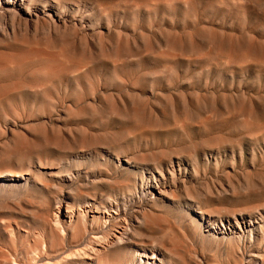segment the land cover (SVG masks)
Returning a JSON list of instances; mask_svg holds the SVG:
<instances>
[{"label": "rangeland", "instance_id": "1", "mask_svg": "<svg viewBox=\"0 0 264 264\" xmlns=\"http://www.w3.org/2000/svg\"><path fill=\"white\" fill-rule=\"evenodd\" d=\"M115 1L103 0L110 4L98 1L104 5L100 6L96 0H62L69 10L75 11L78 5L80 13H76L79 15L76 17L92 27L87 29L81 47L76 43L72 51L60 55V58L57 48L4 51L25 57L24 60L29 62L0 64V151L4 157L0 158L1 166L13 170L17 178H26H20V182L0 191V200L3 199L0 201V227L3 221L15 229L13 242L7 233L1 231L0 242L18 252L34 242L39 236L37 232H41L38 218L42 214L48 216L55 209L58 196H65L64 200L75 211L78 206L82 210L87 209V201L104 202L109 198L108 201L119 203L120 215L127 200L130 202L125 209L130 213L146 212L148 218L139 217V221L159 226V229H150L151 235L181 243L177 253L189 264L196 261L198 255L204 264H264L261 232L252 233L251 249L257 251L259 257L250 255V250L243 256L237 249L239 231L223 236L213 233L215 229L222 230L219 222L217 226L198 222L201 216L208 217L210 213L224 215L264 206V0H135L136 4H133L134 0H128L132 4L127 0ZM124 2L128 4L123 5ZM101 7L107 10H100ZM61 57L65 59L60 61ZM71 63L74 66H70ZM55 66L58 72L53 71ZM49 68L53 69L51 73ZM52 80L53 83L50 82ZM102 101L104 104L100 103ZM128 118L133 127L129 123L126 126ZM16 140L20 141L17 143ZM169 161H173L179 175L174 181L166 171L170 168ZM160 167L166 175L168 191L165 190L161 199L151 202L148 197L144 198L147 191L142 192V189L145 184H153L152 172L156 179L163 181L157 173ZM98 210L101 212L103 208L99 206ZM27 226L30 228L28 233ZM243 237L249 238V235L246 233ZM176 264H181V261H176Z\"/></svg>", "mask_w": 264, "mask_h": 264}, {"label": "bare ground", "instance_id": "2", "mask_svg": "<svg viewBox=\"0 0 264 264\" xmlns=\"http://www.w3.org/2000/svg\"><path fill=\"white\" fill-rule=\"evenodd\" d=\"M64 1V0H63ZM66 1V0H65ZM68 1V0H67ZM70 1V0H69ZM101 2L100 4H104L106 2H103V0H96ZM115 1V0H114ZM128 1V0H127ZM133 1V0H132ZM132 1H128L130 4ZM135 1V0H134ZM136 4V1L134 2ZM186 1V0H185ZM120 2V1H115ZM115 2H112L115 4ZM122 2V1H121ZM157 2V1H156ZM170 2V1H169ZM190 2V1H188ZM244 2V1H243ZM245 2H247L245 0ZM258 2V1H257ZM70 3V2H69ZM68 3V4H69ZM72 3V2H71ZM110 4L109 2H107ZM106 3V4H107ZM117 3V4H118ZM125 3V2H124ZM127 3V2H126ZM123 5H127V4ZM153 3V2H152ZM158 3V2H157ZM161 3V2H160ZM73 4V3H72ZM99 4V3H98ZM99 4V5H100ZM116 4V5H117ZM132 4V3H131ZM143 4V3H141ZM147 4V2H146ZM185 4V3H184ZM187 4V3H186ZM192 4V2H191ZM251 4V3H250ZM70 5V4H69ZM104 6V5H100ZM110 6V5H107ZM115 6V5H114ZM129 6V5H128ZM148 6V5H146ZM119 7V6H117ZM124 7V6H122ZM149 7V6H148ZM147 7V9H148ZM112 8V7H109ZM115 8V7H114ZM113 8V9H114ZM102 7L100 8V10ZM104 10H107L106 8H103ZM102 9V10H103ZM123 8L122 10H124ZM116 10V9H114ZM129 10V9H128ZM189 10V9H188ZM253 10V9H252ZM255 10V9H254ZM76 13H80L79 6H76V10H69V7L66 3L62 2V0H0V64H7V65H14L22 60L25 59V57H17L16 55L8 54L4 51L8 50H14V51H36L38 49H46V48H57L60 54L58 58H60V55H64L69 50L72 51L74 47H76V43H80V47L83 45V38L86 34L87 29H90L92 25L88 24L82 19H78L76 16ZM102 13V12H100ZM105 13H108L105 12ZM154 14V13H153ZM106 14H103L104 16ZM148 15V13H147ZM101 17V16H100ZM150 17V14H149ZM84 18V17H83ZM103 18V17H102ZM105 18H107L105 16ZM117 18V17H115ZM104 19V18H103ZM113 20V19H112ZM100 21V20H99ZM121 22V21H120ZM96 24V23H95ZM98 24V23H97ZM102 24V23H101ZM108 24V22H107ZM109 25V24H108ZM153 27V26H152ZM157 27V26H156ZM204 27V26H203ZM119 28V27H118ZM95 29V26H94ZM99 29V28H98ZM205 29V28H204ZM203 29V30H204ZM158 30V29H157ZM163 30V29H162ZM102 31V30H101ZM88 32V31H87ZM92 32V31H91ZM94 32V30H93ZM92 32V33H93ZM100 31H98L99 33ZM109 32V31H108ZM166 32V31H165ZM164 32V33H165ZM169 32V31H168ZM167 32V33H168ZM118 33V31H117ZM100 34V33H99ZM98 34V35H99ZM107 34V32H106ZM206 34V33H205ZM93 35V34H91ZM118 35V34H117ZM142 35V34H141ZM140 35V36H141ZM181 35V34H180ZM88 36V35H87ZM86 36V37H87ZM248 36V35H247ZM104 37V36H103ZM153 37V36H152ZM169 37V36H168ZM181 39V36H179ZM143 38V37H141ZM154 38V37H153ZM167 38V37H166ZM92 39V37H91ZM90 39V40H91ZM105 39V38H104ZM112 39V38H111ZM110 39V40H111ZM192 39V38H191ZM88 40V39H87ZM86 40V41H87ZM101 40V39H100ZM119 40V39H118ZM128 40V39H127ZM85 41V42H86ZM89 41V40H88ZM98 41V40H97ZM126 41V40H125ZM94 42V41H93ZM181 42V41H180ZM91 43V42H90ZM99 43V42H98ZM189 43V42H188ZM85 44V43H84ZM89 44V43H88ZM107 44V43H106ZM124 44V43H123ZM191 44V43H190ZM111 45V44H110ZM120 45V43H119ZM96 46V45H94ZM128 46V45H127ZM85 47V46H84ZM99 47V46H98ZM97 48V47H96ZM106 48V47H105ZM109 48V47H108ZM116 48V46H115ZM119 48V47H118ZM78 49V48H77ZM87 49V48H86ZM80 50V49H79ZM96 50V49H95ZM57 51V52H58ZM86 52H84L85 54ZM88 53V52H87ZM90 54V52H89ZM66 55V54H65ZM74 55V54H73ZM80 55V53H79ZM86 56V55H85ZM114 56V55H112ZM204 56V55H203ZM44 57V56H43ZM70 57V55H69ZM76 57V56H75ZM79 57V56H78ZM27 58V57H26ZM39 58V57H38ZM47 58V57H46ZM51 58V57H50ZM56 58V56H55ZM53 57V59H55ZM57 58V59H58ZM65 57H61L62 61ZM32 60V57L30 58ZM49 59V58H48ZM77 59V58H76ZM126 59V58H125ZM29 60V59H28ZM68 60V59H67ZM25 61V60H24ZM27 61V60H26ZM25 61V62H26ZM52 61V60H51ZM57 62V60L55 59ZM59 61V59H58ZM59 61V63H60ZM70 61V60H69ZM118 61V60H117ZM29 62V61H27ZM35 62V61H34ZM71 62V61H70ZM78 62V61H77ZM23 63V62H22ZM33 63V62H32ZM68 63V62H67ZM115 63V61H114ZM113 63V64H114ZM31 64V63H30ZM36 64V63H35ZM34 64V65H35ZM47 64V63H46ZM45 64V65H46ZM49 64V63H48ZM58 64V63H57ZM62 64V62H61ZM60 64V65H61ZM74 64V62H73ZM72 63L70 64L73 65ZM80 65V63H79ZM78 65V66H79ZM90 65V63L88 64ZM118 65V64H117ZM116 65V66H117ZM123 65V64H121ZM42 66V65H41ZM54 66V65H53ZM74 66V65H73ZM76 66V65H75ZM120 66V65H119ZM68 67V66H67ZM81 67V66H80ZM88 67V66H85ZM92 67V66H91ZM47 68V67H46ZM52 68V67H51ZM56 66L53 68L55 69ZM84 68V66H82ZM89 68V67H88ZM123 68V67H122ZM50 69V68H49ZM52 69V70H53ZM92 69V68H91ZM114 69V67L112 68ZM126 69V68H125ZM128 69V68H127ZM48 70V69H47ZM50 69V73L52 71ZM57 69L53 70L56 71ZM83 70V69H82ZM81 70V72H82ZM85 70V68H84ZM96 70V69H95ZM124 72V68L122 69ZM94 71V70H93ZM121 71V72H123ZM45 72V70H44ZM58 72V70H57ZM62 72V71H61ZM80 72V70H79ZM80 72V73H81ZM120 72V71H119ZM120 72V73H121ZM146 72V71H145ZM153 72V71H151ZM19 73V72H18ZM49 73V72H48ZM56 73V72H55ZM64 73V72H63ZM69 73V71H68ZM78 73V71H77ZM76 73V74H77ZM147 73V72H146ZM145 73V74H146ZM154 73V72H153ZM66 74V72L64 73ZM75 74V72H74ZM82 74V73H81ZM41 75V74H39ZM60 75V73L58 74ZM57 75V76H58ZM67 75V74H66ZM70 75V74H69ZM78 75V74H77ZM38 76V75H37ZM42 76V75H41ZM46 76V75H45ZM50 79V74L47 75ZM56 77V75H53ZM61 76V75H60ZM71 76V75H70ZM74 76V75H73ZM82 76V75H81ZM116 76V75H115ZM119 76V75H118ZM157 76V75H154ZM40 77V76H39ZM62 77V76H61ZM60 77V79H62ZM144 77V76H143ZM153 77V76H152ZM158 77V76H157ZM42 78V77H41ZM40 78V79H41ZM54 78V77H53ZM67 78V77H66ZM76 78V77H74ZM79 78V77H78ZM159 78V77H158ZM44 79V78H43ZM52 79V78H51ZM56 79V78H55ZM73 79V78H71ZM82 79V78H81ZM114 79V78H113ZM119 79V77L117 78ZM157 79V78H156ZM154 79V81H156ZM47 80V79H46ZM45 80V81H46ZM54 80V79H53ZM53 80L50 81L53 83ZM58 80V79H57ZM74 80V79H73ZM149 80V79H147ZM153 80V79H152ZM17 81V80H16ZM43 81V82H45ZM76 81V80H75ZM152 81V82H154ZM56 82V81H55ZM47 83V82H46ZM58 83V82H57ZM60 83V82H59ZM58 83V84H59ZM36 84L37 80H36ZM42 84V83H41ZM44 84V83H43ZM61 84V83H60ZM40 85V84H39ZM122 85V84H121ZM22 86V85H21ZM24 86V85H23ZM50 87V83L48 85ZM52 86V85H51ZM54 86H56L54 84ZM61 86V85H60ZM100 86V85H99ZM98 86V87H99ZM102 86V85H101ZM46 85L43 87L45 88ZM118 87V86H117ZM122 87L125 89V87L122 85ZM27 88V87H26ZM40 88V87H39ZM38 88V89H39ZM42 88V89H43ZM48 88V87H47ZM103 88V87H102ZM120 88V87H119ZM131 88V87H130ZM24 89V88H23ZM31 89V88H30ZM34 89V88H33ZM41 89V88H40ZM39 89V90H40ZM49 89V88H48ZM94 87L92 88V90ZM111 90V88H109ZM117 88H115L116 90ZM122 89V88H121ZM119 89V90H121ZM122 89V90H124ZM22 90V89H21ZM91 90V91H92ZM140 90V89H139ZM155 90V88H154ZM153 90V91H154ZM37 91V90H36ZM54 91V90H53ZM107 91V90H106ZM134 91V90H133ZM137 91V90H136ZM48 92V90L46 91ZM45 92V93H46ZM51 92V91H49ZM48 92V93H49ZM61 92V90H60ZM103 92V91H102ZM119 92V91H118ZM13 93V92H12ZM55 93V92H54ZM57 93V92H56ZM93 93V92H90ZM35 94V93H34ZM52 94V93H51ZM104 94V93H103ZM101 94L100 96H103ZM107 94V93H106ZM109 94V93H108ZM113 94V93H112ZM152 94V93H151ZM38 95V94H36ZM93 95V94H92ZM118 95V94H117ZM121 95V94H120ZM123 95V94H122ZM128 95V94H127ZM125 95V96H127ZM157 95V94H156ZM16 96V95H15ZM43 96V95H42ZM114 96V94H113ZM161 96V95H160ZM7 97V96H6ZM20 97V96H19ZM18 97V98H19ZM45 97V96H44ZM107 97V96H105ZM104 97V99H105ZM122 97V96H121ZM128 97V96H127ZM134 97V96H133ZM165 98V96H163ZM162 97V98H163ZM17 98V99H18ZM94 97H92L91 100H93ZM98 98V97H97ZM100 98V97H99ZM118 98V97H117ZM138 98V97H137ZM44 99V98H43ZM46 99V98H45ZM79 100V97L77 98ZM110 99V98H109ZM121 99V98H119ZM144 99V98H143ZM172 99V98H171ZM262 99V98H261ZM16 100V99H15ZM76 100V101H78ZM101 100V99H100ZM107 100V98L105 99ZM104 100V101H105ZM112 100V99H111ZM115 100V98H114ZM123 100V99H122ZM126 100V97H125ZM139 100V98H138ZM17 101V100H16ZM60 101V100H59ZM104 101L100 102L104 104ZM124 101V100H123ZM143 101V100H142ZM22 102V101H20ZM50 102V100H49ZM64 102V101H63ZM106 102V101H105ZM108 102V101H107ZM106 102V103H107ZM116 102V101H115ZM145 102V101H144ZM13 103V102H12ZM40 103V101H39ZM79 103V102H77ZM111 103V102H110ZM119 103V102H118ZM122 103V102H121ZM131 103V102H130ZM133 103V102H132ZM136 104V103H135ZM142 104V103H141ZM147 104V103H145ZM7 105V104H6ZM111 105V104H110ZM109 104L107 106H110ZM122 105V104H121ZM139 105V104H138ZM170 105V104H169ZM28 106V105H26ZM99 106V105H98ZM100 105L99 107H101ZM123 106V105H122ZM134 106V105H133ZM131 106V107H133ZM137 106V105H135ZM146 106V105H145ZM263 106V105H262ZM21 107V106H20ZM86 107V106H85ZM116 107V106H114ZM3 108V107H2ZM76 108V107H75ZM124 108V107H123ZM137 108V107H135ZM145 108V107H144ZM9 109V108H8ZM81 109V108H80ZM108 109V108H107ZM111 109V107L109 108ZM122 109V108H121ZM45 110V109H44ZM103 110H106L103 109ZM113 110V109H111ZM124 110V109H123ZM262 110V109H261ZM25 111V110H24ZM53 111V110H52ZM58 111V110H57ZM65 111V109H64ZM101 111V110H100ZM130 111V110H128ZM136 111V110H135ZM18 112V111H16ZM89 112V111H88ZM149 111L148 113H150ZM14 113V112H13ZM69 113V112H68ZM102 113V112H101ZM127 113V111H126ZM263 113V112H262ZM47 114V112H46ZM53 114V113H52ZM58 114V113H56ZM70 114V113H69ZM110 114V113H109ZM12 115V113H11ZM42 116V115H41ZM40 116V117H41ZM57 116V115H56ZM114 118L116 117L113 115ZM113 116L111 117L112 119ZM22 117V116H21ZM43 117V116H42ZM95 117V116H94ZM105 117V115H104ZM130 117V116H129ZM149 117V116H148ZM11 118V117H10ZM23 118V117H22ZM77 118V117H76ZM79 118V117H78ZM97 118V117H96ZM95 118V119H96ZM29 119V118H28ZM41 119V118H39ZM45 119V118H44ZM98 119V118H97ZM116 119V118H115ZM114 119V120H115ZM120 119V118H119ZM132 119V117H131ZM9 120V119H7ZM43 120V119H42ZM61 120V119H60ZM123 120V119H122ZM126 121L128 126L129 118ZM34 121V120H33ZM36 121V120H35ZM38 121V120H37ZM64 121V120H63ZM113 123V120H110ZM109 121V122H110ZM124 121V120H123ZM48 122V120H47ZM99 122V121H98ZM104 122V121H103ZM135 121H133L134 123ZM10 123V122H9ZM32 123V122H31ZM44 123V122H43ZM57 123V122H55ZM97 123V122H96ZM124 123V124H126ZM137 123V121L135 122ZM7 124V123H6ZM12 124V123H11ZM14 124V123H13ZM41 124V123H40ZM59 124V122H58ZM65 124V123H64ZM116 125L117 123L114 122ZM123 124V125H124ZM132 124V122H131ZM17 125V124H16ZM20 125V124H19ZM45 125V124H44ZM63 125V124H62ZM93 125V124H92ZM97 125V124H95ZM107 125V124H106ZM110 125V124H109ZM122 125V126H123ZM130 125V123H129ZM135 125V124H134ZM140 125V124H139ZM182 125V124H181ZM49 126V125H48ZM133 127L132 125H130ZM136 126V125H135ZM11 127V126H10ZM12 130V128H10ZM42 127V126H41ZM92 127V126H91ZM105 127V126H104ZM107 127V126H106ZM125 127V125L123 126ZM137 127V126H136ZM140 127V126H138ZM14 128V127H13ZM35 128V127H33ZM40 128V127H38ZM57 128V127H56ZM70 128V127H68ZM22 129V128H21ZM58 129V128H57ZM64 129V128H63ZM66 129V128H65ZM84 129V128H83ZM95 129V128H94ZM87 130V129H86ZM34 131V130H33ZM82 131V130H81ZM85 131V130H84ZM40 132V131H39ZM7 133V132H6ZM28 134V133H27ZM35 134L36 133L35 131ZM41 134V133H40ZM39 134V135H40ZM50 134V133H49ZM84 134V133H83ZM89 134V133H87ZM17 135V134H16ZM15 135V136H16ZM25 135V134H24ZM91 135V134H90ZM111 135V134H110ZM113 135V134H112ZM3 136V135H2ZM14 136V137H15ZM49 136V135H48ZM72 136V135H70ZM93 136V135H92ZM114 136V135H113ZM43 137V136H41ZM96 137V136H95ZM94 137V138H95ZM2 138V137H1ZM92 137V139H94ZM115 138V137H114ZM26 139V138H25ZM82 139V138H81ZM87 139V138H86ZM92 139H90L92 141ZM96 139V138H95ZM118 139V138H117ZM124 138L123 140H125ZM72 140V139H71ZM74 140V138H73ZM72 140V141H73ZM1 141V140H0ZM17 141V140H16ZM15 141V142H16ZM20 141V140H18ZM17 141V143H18ZM71 141V142H72ZM94 141V140H93ZM221 141V140H220ZM122 141H120L121 143ZM17 143H15L17 145ZM24 143V141H23ZM55 143V142H54ZM20 144V143H19ZM220 144V143H219ZM12 145L13 142H12ZM24 145V144H23ZM117 145V144H116ZM120 145V144H118ZM8 146V145H7ZM26 146V145H25ZM112 146V145H111ZM114 146V145H113ZM6 147V146H5ZM14 147V146H13ZM17 147V146H16ZM46 147V146H45ZM51 146H48V148ZM54 147V146H53ZM56 148V147H55ZM7 149V148H6ZM17 149V148H15ZM39 149V148H37ZM58 149V148H57ZM197 149V148H196ZM195 149V150H196ZM26 149H24L25 151ZM10 151H12L10 149ZM17 151V150H16ZM19 152L21 150H18ZM31 152V150H29ZM34 151V150H33ZM38 151V150H35ZM107 151V150H106ZM115 151V150H114ZM122 151V149H121ZM125 151V150H124ZM172 151V150H171ZM68 152V151H67ZM71 152V151H70ZM105 152V151H104ZM118 152V151H116ZM127 152V151H126ZM129 152V151H128ZM193 152V151H192ZM191 152V153H192ZM219 152V150H218ZM28 153V152H27ZM33 153V152H32ZM121 153V152H120ZM120 153H118V157L120 156ZM123 153V152H122ZM132 153V152H130ZM7 154V153H6ZM10 154V153H9ZM25 154V153H24ZM39 154V153H38ZM43 154V153H42ZM42 154H40L42 156ZM110 154V153H109ZM108 154V155H109ZM115 154V153H114ZM117 154V153H116ZM126 154V153H125ZM123 154V155H125ZM133 154V153H132ZM183 154V153H182ZM195 154V153H193ZM192 154V155H193ZM219 154V153H218ZM21 155V154H20ZM78 155V154H77ZM127 155V154H126ZM125 155V156H126ZM197 155V154H196ZM195 155V156H196ZM3 156V152L0 151V158ZM5 156V155H4ZM25 156V155H24ZM31 156V155H30ZM33 156V155H32ZM36 156V155H35ZM39 156V155H38ZM40 156V157H41ZM91 156V155H90ZM110 156V155H109ZM113 156V155H112ZM116 156V155H115ZM122 156V154H121ZM128 156V155H127ZM37 157V156H36ZM103 157V156H102ZM124 157V156H123ZM206 157V156H205ZM4 158V157H2ZM22 158V157H21ZM28 158V157H27ZM44 158V157H43ZM67 158V157H66ZM161 158V157H160ZM169 158V157H168ZM172 158V157H170ZM169 158V159H170ZM198 158V157H197ZM207 158V157H206ZM7 159V158H6ZM24 159V158H23ZM34 159V158H33ZM41 158H39L40 160ZM117 159V158H116ZM123 159V158H122ZM126 159V158H125ZM176 159V158H175ZM179 158H177L178 160ZM196 159V158H195ZM193 159V160H195ZM9 160V159H8ZM12 160V159H10ZM105 160V159H104ZM119 160V159H117ZM147 160V159H145ZM42 161V159H41ZM128 161V160H127ZM184 161V160H183ZM5 162V161H4ZM8 163L10 161H7ZM14 162V161H13ZM33 160L31 161V163ZM108 162V161H107ZM148 162V161H147ZM152 162V161H151ZM193 162V161H192ZM196 162V161H195ZM198 162V161H197ZM27 166L26 162H24ZM127 163V162H126ZM176 163V162H175ZM40 164V163H38ZM128 164V163H127ZM130 164V162H129ZM148 164V163H147ZM150 164V162H149ZM161 164V163H160ZM178 164L179 172H180V165ZM194 164V162H193ZM192 164V165H193ZM0 161V191L2 188H10L11 186L15 185L17 181L20 182V178H23V176H19L18 178L15 176L17 173H15L13 170L2 168ZM5 165V164H4ZM3 165V166H4ZM24 165V164H23ZM30 165V163H29ZM138 165V163H137ZM182 165V164H181ZM19 167L22 165H18ZM132 166V165H131ZM134 166V165H133ZM141 166V165H140ZM148 166V165H147ZM160 166V165H159ZM166 166V165H165ZM30 167V166H29ZM33 167V166H32ZM39 167V166H38ZM137 167V166H136ZM142 167V166H141ZM169 167L166 168L167 172L169 173V176L174 181L176 178H178V172L176 168L173 165V161H169ZM194 167V166H193ZM192 167V168H193ZM148 168V167H147ZM156 168V167H153ZM71 169V168H70ZM150 169L151 166H150ZM115 170V169H114ZM113 170V171H114ZM148 170V169H147ZM130 171V170H129ZM182 171V170H181ZM71 172V171H70ZM145 171H143L144 173ZM150 172V171H149ZM28 173V172H27ZM25 173V174H27ZM73 173V172H72ZM71 173V174H72ZM142 173V172H141ZM157 173L160 175V177L163 179L161 182L160 179H156L154 173L152 172V180L153 184H145V188L142 189L143 191H147V193L144 195V198H149V201L153 202L155 200L161 199V196L164 195L165 190L167 189L165 187L166 182V175L164 173V170L160 167V169H157ZM181 173V172H180ZM184 173V172H183ZM24 174V173H23ZM22 174V175H23ZM30 174V173H28ZM69 174V173H68ZM70 174V175H71ZM78 175V174H77ZM182 175V174H181ZM32 176V175H31ZM68 176V175H67ZM67 176L66 179H67ZM76 176V175H75ZM30 177V176H29ZM77 177V176H76ZM105 177V176H104ZM107 177V175H106ZM111 177V176H110ZM181 177V176H180ZM183 177V176H182ZM137 178V176H136ZM141 178V176H140ZM169 178V177H168ZM219 178V177H218ZM225 178V177H224ZM24 179V178H23ZM26 179V178H25ZM24 179V180H25ZM37 179V178H36ZM72 179V178H71ZM110 179V178H109ZM151 179V178H150ZM28 180V179H27ZM44 180V179H43ZM75 180V179H74ZM135 180V179H134ZM141 180V179H140ZM145 180V178H144ZM151 180V181H152ZM182 180V179H181ZM227 179L225 178V181ZM56 181V180H55ZM101 181V180H100ZM117 181V180H116ZM121 181V180H118ZM129 181V180H128ZM178 181V180H177ZM60 182V181H59ZM62 182V181H61ZM106 182V181H105ZM109 182V180H108ZM127 182V181H126ZM144 182V181H143ZM150 182V181H148ZM176 182V181H175ZM29 183V182H28ZM51 183V182H50ZM95 183V182H94ZM118 183V182H117ZM147 183V182H146ZM235 183V182H233ZM24 184V183H22ZM49 184V183H48ZM57 184V183H56ZM73 184V183H72ZM129 184V183H128ZM138 184V183H137ZM144 184V183H143ZM142 184V185H143ZM172 184V183H171ZM175 184V183H174ZM210 184V183H209ZM236 184V183H235ZM110 185V184H109ZM115 185V183H114ZM124 185V184H123ZM127 185V183H126ZM262 185V184H260ZM17 186V185H16ZM15 186V188H16ZM57 186V185H56ZM136 186V185H135ZM172 186V185H171ZM178 186V184H177ZM255 186V185H254ZM23 187V186H22ZM94 187V186H93ZM169 187V186H168ZM49 188V187H48ZM115 189V187L113 186ZM120 188V187H119ZM136 188V187H135ZM171 188V187H170ZM113 189V190H114ZM181 189V188H180ZM239 189V188H238ZM98 190V188H97ZM116 190V189H115ZM133 190V189H132ZM135 190V189H134ZM139 190V189H138ZM174 190V189H173ZM172 190V191H173ZM245 190V189H244ZM241 190V191H244ZM251 190V189H250ZM57 191V190H56ZM119 191V190H118ZM168 191V189L166 190ZM214 191V190H213ZM220 191V190H219ZM231 191V190H230ZM246 191V190H245ZM255 189L253 190V192ZM261 191V190H260ZM259 191V193H260ZM112 192V191H111ZM264 192V191H263ZM65 193H67L65 191ZM95 193V192H94ZM92 193V195L94 194ZM102 193V192H101ZM100 193V194H101ZM115 193V192H114ZM132 193V192H131ZM135 193H138L135 192ZM148 193L150 195H148ZM214 193V192H213ZM212 193V194H213ZM244 193V192H243ZM247 194V192H245ZM258 193V192H257ZM97 194V193H96ZM117 194V192H116ZM124 194V193H123ZM134 194V193H133ZM140 194V193H139ZM144 194V193H141ZM242 194V193H241ZM239 193V195H241ZM256 193H254L255 195ZM264 193H262L263 195ZM10 195V193H9ZM54 195V194H53ZM59 195V194H58ZM64 195V194H63ZM82 195V194H81ZM79 195V196H81ZM118 195V194H117ZM138 195V194H137ZM195 195V194H194ZM231 195V194H230ZM248 195V194H247ZM90 196V195H89ZM89 196L87 199H89ZM94 196V195H93ZM104 196V195H103ZM114 196V195H113ZM119 196V195H118ZM125 194L123 195L124 198ZM129 196V195H128ZM133 196V195H132ZM130 196V197H132ZM135 196V195H134ZM165 196V195H164ZM259 196V195H258ZM59 197V196H58ZM56 198V207L54 210H51V212L47 215L40 214L41 216L38 218L41 227L39 228V231L37 234L39 235L36 237V240L34 242L32 241L31 244H29L25 249L21 250L20 252L16 251L15 248H9L7 246H4L0 242V264H176V261H181V264H189L186 261H184V258L181 257V255H178L177 250L180 247L181 243H178L174 241L171 238H159L156 236L151 235L150 229L158 228L159 226L153 225L151 222H140L139 217H142V219H147L148 214L146 212H135L130 213L128 210L125 209L126 205L130 201H125L123 203V213L120 215L118 212L120 211V205L119 203L115 201H108L107 198L104 200L108 202H103L102 200H94L92 202L87 201L86 205L89 207L87 209L80 207H76L77 211H75L74 207L70 205L66 200H64L62 196L61 198ZM83 197V196H82ZM81 197V198H82ZM87 197V196H86ZM102 197V196H101ZM122 195L119 197L121 198ZM126 197V196H125ZM140 197V196H139ZM211 197V196H210ZM209 197V198H210ZM250 196H248L249 198ZM260 197V196H259ZM69 198V197H68ZM122 198V199H123ZM207 198V197H206ZM234 198V197H233ZM236 198V197H235ZM243 198V195L241 196V199ZM246 198V196L244 197ZM254 198V197H253ZM255 198H258L257 196ZM54 199V198H53ZM72 199V196H71ZM80 200V197L78 198ZM86 199V200H87ZM91 199V198H90ZM101 199V198H100ZM111 199V198H110ZM201 200V197L198 198ZM222 199V198H221ZM230 199V198H229ZM239 199V198H237ZM3 200V199H2ZM0 200V201H2ZM5 200V199H4ZM76 200V199H75ZM85 200V201H86ZM93 200V199H91ZM119 200V199H118ZM140 200V199H138ZM233 200V199H232ZM240 200V199H239ZM251 200V197H250ZM255 200V199H254ZM261 200V199H260ZM70 201V199H69ZM83 201V199H82ZM123 201V200H121ZM146 201V200H145ZM180 201V200H179ZM212 201V200H211ZM228 201V200H227ZM231 201V199H230ZM245 201V199H244ZM253 201V199L251 200ZM257 202L259 200H256ZM262 201V200H261ZM264 201V198H263ZM262 201V202H263ZM23 202V201H22ZM79 202V201H78ZM139 202V201H138ZM143 202V201H141ZM200 201H198L199 203ZM210 202V201H209ZM213 202V201H212ZM211 202V203H212ZM229 202V201H228ZM239 202V201H238ZM33 203V202H31ZM50 204V202H48ZM71 203V202H70ZM74 203V202H73ZM76 203V201H75ZM84 203V202H83ZM144 203V202H143ZM197 203V202H196ZM201 203V202H200ZM210 203V204H211ZM221 203V202H220ZM226 203V202H225ZM230 203V202H229ZM228 203V204H229ZM252 204V202H250ZM249 203V204H250ZM254 203V201H253ZM65 205V212L62 209V205ZM140 204V203H139ZM205 204V203H204ZM231 204V203H230ZM229 204V205H230ZM245 204V203H244ZM243 204V205H244ZM26 205V204H25ZM83 205V204H82ZM142 205V204H141ZM139 205V207L141 206ZM153 205V203H152ZM184 205V204H183ZM225 205V204H224ZM232 205V204H231ZM238 205V204H237ZM236 205V206H237ZM240 205V204H239ZM248 205V204H247ZM258 205V204H257ZM256 205V206H257ZM262 205V204H261ZM264 205V204H263ZM262 205V206H263ZM99 206L103 208V211H99ZM193 206V203H192ZM191 206V207H192ZM200 206V205H199ZM203 206V202L202 205ZM200 206V207H201ZM246 206V205H245ZM259 206V205H258ZM63 207V208H64ZM82 207V206H81ZM137 207V208H139ZM198 207V204L196 205ZM204 207V206H203ZM202 207V208H203ZM206 207V205H205ZM39 208V207H38ZM42 208V207H41ZM133 208V207H132ZM145 208V207H143ZM149 208V207H148ZM142 209V208H141ZM140 209V210H141ZM190 209V208H189ZM204 209V208H203ZM39 210V209H38ZM41 210V209H40ZM144 210V209H143ZM205 210V209H204ZM30 211V210H29ZM109 211H112L115 216L110 214ZM136 211V210H135ZM199 211V210H198ZM132 212V211H131ZM28 213V212H27ZM31 213V212H30ZM140 213V214H139ZM206 213V212H205ZM26 214V213H25ZM140 216H139V215ZM188 214V213H187ZM200 215V213H199ZM206 215V214H205ZM3 216V215H1ZM31 216V214L29 215ZM159 216V215H158ZM193 216V215H192ZM11 217V216H10ZM15 217V216H13ZM12 218V217H11ZM91 218V220L89 219ZM1 219V218H0ZM20 219V218H19ZM12 220V219H11ZM14 220V219H13ZM18 220V219H17ZM24 220V219H23ZM143 221V220H141ZM147 221V220H146ZM35 222V221H34ZM158 222V221H157ZM156 222V223H157ZM201 224L204 222H207V224H211L213 226H217L218 222L220 223L218 230L216 231L215 227L213 230V233H221V235L226 236L229 234L237 233L238 231L241 233L238 237H236L239 240V246L237 247L238 251L241 252V254L244 256V254L248 253L247 250H250V255L259 257V253L255 250H252L253 246V237L252 233L259 231L261 232L262 237L264 238V206L262 208L254 207V208H248L244 210L239 211H232L228 212L226 214L221 215H214L213 213L208 214V217L201 216L199 218V221ZM3 223L1 228L2 233H7V235L11 238V241L13 242V239L15 237V229L12 227L11 224ZM17 223V222H16ZM21 223V222H20ZM203 223V224H204ZM160 224V223H159ZM199 224V223H198ZM172 225V224H171ZM206 226V225H205ZM37 227V226H35ZM174 227V226H173ZM203 227V226H202ZM17 229V228H16ZM27 233L29 232L30 228L27 226L25 228ZM159 229V228H158ZM172 229V227L170 228ZM177 229V228H175ZM206 229V228H205ZM208 230V229H207ZM18 231V229H17ZM24 231V229H23ZM167 231V230H166ZM165 231V232H166ZM202 231V230H201ZM210 231V230H209ZM171 232V231H170ZM183 232V231H182ZM186 232V231H185ZM208 232V231H206ZM168 234V232H166ZM248 234L249 238L243 237L244 234ZM47 234V235H46ZM212 234V233H211ZM172 235V232H171ZM194 235V234H193ZM215 235V234H214ZM25 236V235H24ZM70 236V238L68 237ZM175 236V235H174ZM184 236V235H183ZM198 236V235H197ZM236 236V235H235ZM260 236V235H259ZM69 239H68V238ZM33 238V237H32ZM185 238V237H184ZM207 238V237H206ZM213 238V237H211ZM234 238V237H233ZM187 239V238H185ZM217 239V238H216ZM1 240V237H0ZM4 240V239H3ZM231 240V239H230ZM224 241V240H223ZM181 242V241H180ZM188 242V240H187ZM30 243V242H29ZM189 243V242H188ZM231 242H229L230 244ZM236 245V243H235ZM238 245V244H237ZM261 247V246H260ZM191 248V246H190ZM193 248V247H192ZM192 250V249H191ZM234 250V249H233ZM187 251V250H186ZM188 252V251H187ZM202 252V251H201ZM200 253V252H199ZM203 254V253H202ZM245 254V255H246ZM191 255V254H189ZM197 256V255H196ZM199 256V255H198ZM197 256V258H198ZM193 257V256H192ZM191 257V258H192ZM201 257V256H200ZM231 257V256H230ZM189 258V257H188ZM196 258V261L190 264H204L203 262L199 261L200 259ZM202 258V257H201ZM204 258V257H203ZM245 258V257H244ZM252 258V257H251ZM247 259H249L247 257ZM263 259V257L261 258ZM204 260V259H203ZM223 260V259H222ZM226 260V259H224ZM241 260H243L241 258ZM255 260V259H254ZM260 260V259H259ZM264 260V259H263ZM252 261V260H251ZM205 262V261H204ZM219 262V260H218ZM234 262V261H233ZM246 262V261H244ZM257 263V262H256ZM212 264V263H211ZM222 264V263H221ZM224 264V263H223Z\"/></svg>", "mask_w": 264, "mask_h": 264}]
</instances>
